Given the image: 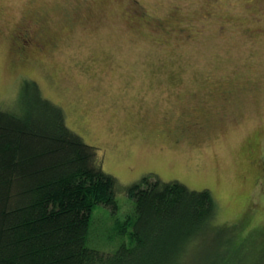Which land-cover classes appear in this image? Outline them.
Returning a JSON list of instances; mask_svg holds the SVG:
<instances>
[{
  "label": "rangeland",
  "instance_id": "rangeland-1",
  "mask_svg": "<svg viewBox=\"0 0 264 264\" xmlns=\"http://www.w3.org/2000/svg\"><path fill=\"white\" fill-rule=\"evenodd\" d=\"M27 79L118 182L117 212L92 210L88 248L126 240L122 189L150 175L209 190L216 225L264 264V231L247 237L264 228V0H0L1 108Z\"/></svg>",
  "mask_w": 264,
  "mask_h": 264
},
{
  "label": "trees",
  "instance_id": "trees-1",
  "mask_svg": "<svg viewBox=\"0 0 264 264\" xmlns=\"http://www.w3.org/2000/svg\"><path fill=\"white\" fill-rule=\"evenodd\" d=\"M66 121L30 79L10 108L0 107V264H255L245 259L249 242L216 225L209 190L150 175L122 189L133 213L114 228L126 240L111 253L88 248L92 210L114 215L120 188Z\"/></svg>",
  "mask_w": 264,
  "mask_h": 264
},
{
  "label": "flooded vegetation",
  "instance_id": "flooded-vegetation-1",
  "mask_svg": "<svg viewBox=\"0 0 264 264\" xmlns=\"http://www.w3.org/2000/svg\"><path fill=\"white\" fill-rule=\"evenodd\" d=\"M25 18H28V17H25ZM24 21H27V19H24ZM28 22H29V20H28ZM30 24V23H29ZM21 25H22V27H24V25H25V22H23V23H21ZM27 25V24H26ZM26 30V29H25ZM27 31V30H26ZM38 40V39H37ZM23 42H24V46L25 47H28V46H30L31 45V42H32V39L31 38H28V39H23ZM34 43H35V41H34ZM36 46H37V49L38 50H42L43 48H44V43H36ZM24 49H27V48H24ZM200 124L198 123V122H196L195 124H194V126H193V128L194 129H197V128H200V126H199ZM177 141V140H176Z\"/></svg>",
  "mask_w": 264,
  "mask_h": 264
}]
</instances>
